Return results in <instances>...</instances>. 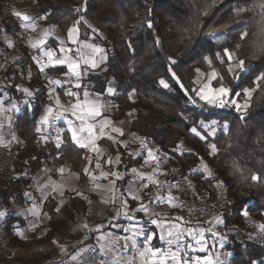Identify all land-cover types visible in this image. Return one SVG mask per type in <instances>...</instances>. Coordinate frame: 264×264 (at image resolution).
<instances>
[{
  "label": "trees",
  "instance_id": "trees-1",
  "mask_svg": "<svg viewBox=\"0 0 264 264\" xmlns=\"http://www.w3.org/2000/svg\"><path fill=\"white\" fill-rule=\"evenodd\" d=\"M12 1L20 0H0V56L5 47L1 35L17 29L5 10ZM261 2L29 0L25 8V14L34 18L46 16L42 19L46 25L57 26L63 31L77 28L80 37L93 31L104 33L102 45L107 60L99 68L87 72L80 90L86 88L91 93L105 95L108 87L114 89V94L107 98L111 105L106 107L105 115L118 120L123 113H130V132L142 136L147 144H154L157 150L168 155L165 156L167 181L190 180L192 197L217 209L222 220L219 229L226 237L224 248L231 254L230 264H252L253 261L260 264L264 257V246L246 234L257 228L264 233L260 227L264 225V80L257 82L255 79L264 73V55L257 52V46L264 43L261 31L264 9L256 7ZM240 7L248 11L236 15L234 10ZM241 31L247 32L243 39L239 35ZM218 39L222 43L217 44ZM17 46L23 56L18 67L9 62L0 69V93L21 102L20 111L14 116L19 142L14 145L13 164L22 172L0 183V207L16 201L28 202L27 191L35 196L30 186L32 175L48 159L69 166L78 173L80 180L88 162L85 151L73 144L66 131L59 148L52 140H43L35 131L41 111L50 102L46 77L62 69L38 70L25 46L20 43ZM224 48L252 65V71L233 79L227 71V57H223L224 64L216 57L218 52L223 56ZM169 57L175 60L174 64H170ZM205 57L211 60V65ZM169 67L179 83L172 77ZM197 69L205 75L217 71L225 86L233 90V96L241 93L237 101L247 103L248 107L237 112L234 106L223 109L204 106L193 91L199 90L194 81ZM161 78L168 88L159 83ZM219 83L212 81L214 87ZM25 88L33 93L31 97L24 93ZM245 88L251 90L250 96H244L242 90ZM129 93H132L131 98ZM190 98L197 102L191 103ZM201 120L218 122L215 135H207L208 131L199 124ZM225 123L227 129L223 127ZM193 127L199 136L191 131ZM210 144L216 145L215 154H210ZM178 145L180 148L176 150ZM108 151L113 152L109 145ZM119 152V161L127 162L126 167L141 162V155L134 156L122 149ZM202 164L208 166L212 176L192 171ZM253 174L259 177L257 181L251 179ZM219 184L224 189V197L220 200ZM55 203L52 198L44 202L48 214L47 235L54 227L73 219L76 212L86 211L85 200L79 196H72L60 207ZM220 204L223 208H219ZM182 207L181 201L180 209L184 212ZM245 211L247 216L243 214ZM8 219L14 221L15 218L10 215Z\"/></svg>",
  "mask_w": 264,
  "mask_h": 264
},
{
  "label": "crops",
  "instance_id": "crops-1",
  "mask_svg": "<svg viewBox=\"0 0 264 264\" xmlns=\"http://www.w3.org/2000/svg\"><path fill=\"white\" fill-rule=\"evenodd\" d=\"M25 8H20L18 4H15L14 10L25 13ZM35 23L38 25L37 30L32 31L30 28L27 29L29 32V40L27 44H23L31 61L38 70H40V63L46 65L44 69L48 67L62 69V72L46 77L49 87L48 98L50 99V102L41 111L38 117L39 120L46 107L52 106L54 109L56 108L57 97H59L60 104L66 108L70 107V105L75 102V97H70L64 94L67 90L72 89L77 91L80 94V98H83V92L87 89H74L72 87L76 82L74 79L72 80V83L50 85L49 79H58L61 81L70 79V77L64 75V73L68 71L67 66L48 64L47 57L41 59L40 48H32L30 46V41L34 42L35 40L40 39L42 30L47 29L51 34L44 38V45L42 47L45 50L49 48L53 49L56 57H60L62 55L60 52L61 47H64L65 49L71 48L73 49V53H69V55H74V58H78V56H75V50L79 48L82 43L92 44L104 49L102 45L104 33L93 31L87 36L80 37L77 31L73 33V39L76 41V43H73L68 38V29L73 27H69L66 31H63L57 26L46 25L42 19ZM1 39L5 47L1 51L0 69L9 62L16 64L18 67L19 60L23 56L21 48L13 44L11 41L12 38L9 37V33L1 35ZM8 41L12 42V46H9ZM84 51L87 55L91 50L87 49ZM103 55L107 57L105 49ZM33 57H36L37 59H33ZM38 60H40V63L37 62ZM106 60L107 58L99 65V67L102 66ZM85 69H87V72L92 70L81 64V70L84 71ZM84 76L85 75L81 77V80ZM50 88L54 89L51 94ZM107 89L105 90V95L100 94V100L106 107L111 105L110 100L107 98L112 95L108 94ZM87 91L89 92V90ZM89 93L93 98L96 96V93ZM20 103V101L12 99L6 93H0V122L5 125L3 129H0V134H3L6 140H10L11 135L14 134L19 141L18 135L15 133L14 129V116L19 111L17 112L12 106L15 105L20 109ZM104 111L102 116L98 119L106 118L110 120L112 126L122 129L123 134L113 133L111 132V128H107L106 132L108 135L100 136L96 140V145L100 150L99 154L96 152H90L88 149H83L88 160L84 169L87 167L89 172L99 177L96 182L101 185L108 186L112 181H115V188L118 190L116 193L118 197L117 201L115 203H103L102 201L105 197L102 195V190H91L92 184L89 182L88 175L84 173L83 179L80 180L78 173L71 170L69 166L55 162L54 159H48L46 162H43L41 167L32 175L30 186L32 187V190H35V196H32V193L27 191V193H29L28 202L16 201L9 206L0 207V210H5L7 212L5 218L0 220V264H48V261L57 264H77V262L71 260V256L79 252L80 248H86L90 245L98 248L96 236H98L100 232L95 230L97 225H103L101 228L102 232L111 233L113 237H120L119 245L121 246L124 243L122 238L131 234V232H127L125 229H131L133 225H136L138 228L142 227L146 233L153 236L151 241L153 247H166L165 242L160 239V236L166 233L169 225L165 224L162 230L159 224H151L150 219L164 220L178 226L183 235V241L181 243H183L184 247L181 251L182 253H187L189 259L206 257L213 261V264H216L217 261H223L225 264H230L229 258L231 254L224 248L226 244L225 239L222 240L221 237H225V234L219 229L222 220L218 215L215 216L213 220L206 221L207 223L200 219H195L191 222L186 218L184 212H181L180 202L183 201L181 194L183 188H185L184 182L187 183V181H176L173 183L167 181L166 157H168V155H166L165 152L158 153V171H155L157 169L156 161L140 162L141 164H137L133 167H126L127 162H117V157H119L120 160L121 154L119 151L121 149L130 154L136 153L140 150V140L137 139V137L142 138V136L130 132V113H123L121 119L112 120L108 115H105ZM66 115H68L69 119H75L70 113H66ZM9 117H11L10 127L8 125ZM56 122L57 126H55V129L60 127L64 128L67 132V125L62 120ZM50 129L52 130V127H49L40 133L41 138L46 137V139L52 140ZM97 132H99V129H97ZM68 135L71 138V134L68 133ZM109 136L112 138H109ZM106 141L108 143H106ZM53 143L56 144L55 142ZM15 144H17V142H13L9 148L0 147V183H3L7 178L17 177L22 172L21 168L14 166L13 164ZM108 145L113 149L112 153L108 151ZM153 146L154 144H147L148 149H153ZM89 157L91 159H88ZM109 160L112 162L108 163ZM97 163L100 164V168L96 167ZM61 168L64 169L63 173L59 171ZM132 169H137L138 173H143V179L136 178V174L132 172ZM101 172H117L121 175V178L117 179V177L111 175L101 176ZM149 176L164 182L166 186L158 188L157 185L153 184L148 179ZM130 182H133L139 189V191L135 193V195H138V199H134L133 194H130L127 191ZM173 184H178L179 188L167 187V185ZM55 185H61V190L53 191ZM142 185H147V187H143ZM187 188L189 189V185ZM77 192L81 193V195H78ZM169 192L176 198L175 207L170 206L167 202L160 203L159 201H156L157 195L167 196ZM188 194L191 195L192 192L189 190ZM72 196H79L85 200L86 211L76 212L73 219L67 221L63 225L54 227L53 232L50 235H47L48 214L44 209V202L48 198H52L56 202V207H60ZM125 200L127 201L126 208L122 205V201ZM89 201H91V203H89ZM141 204L149 209V212L152 214L151 217L147 216L142 211H137ZM33 205L36 206L40 213L38 217L33 216L28 211ZM118 210L121 212V215L116 216ZM124 211H127V216L123 215ZM156 213H159V216H156ZM10 215L15 218L14 221L8 219V216ZM113 217L116 218L113 220ZM217 219H219V223L217 222ZM33 224L35 227H32ZM83 224H87L89 228L85 229L81 227ZM89 229L92 231H89ZM17 230L22 232L23 236L18 235ZM201 233L203 245L196 243L198 239H201ZM136 239L142 245L144 237L137 236ZM188 245H191V247H188ZM201 247H203V251H201ZM121 255L124 256V258H127L128 256L134 255V252L129 249L127 253H121ZM92 256L93 253H88L87 255L81 254L79 264H83L85 259H87L88 264H93L91 259ZM260 264H264V257L261 259Z\"/></svg>",
  "mask_w": 264,
  "mask_h": 264
},
{
  "label": "snow or ice",
  "instance_id": "snow-or-ice-1",
  "mask_svg": "<svg viewBox=\"0 0 264 264\" xmlns=\"http://www.w3.org/2000/svg\"><path fill=\"white\" fill-rule=\"evenodd\" d=\"M256 7H259L261 9H264V0L259 5H256ZM82 9H77V11H81ZM235 14L240 15L241 13H244L248 11V9L244 7H240L238 9H235ZM13 15H15L17 18L21 19L22 21L26 23H22V27L24 29H32V31H36L38 28V25L35 23V18L25 14L21 13L19 11H14ZM40 19H46V16H41ZM81 20L83 17L80 18ZM262 19H264V13H262ZM76 23H79L77 21ZM149 27H151V22L149 21L148 24ZM78 29L75 27L68 29V38L73 43H76V41L73 39V33L77 32ZM262 32H264V28L261 29ZM51 33L44 29L42 30L41 37L38 40H35L34 42L30 41V46L32 48H40L41 51V59L43 57H47L48 64L51 65H66L68 71L64 73L65 76L70 77L69 80L61 81L58 79H49L50 85H60L62 83H72V80L74 79L76 82L72 85L74 89H80L82 87L80 80L83 75L87 74V69L84 71L81 70V64L87 66V68H90L92 70H95L99 67L101 63L107 58L105 55H103L104 49L100 48L99 46H95L92 44L82 43L79 48L75 50V56H78V58H74V55H69V53H73V49H65L64 47L60 48V52L62 55L60 57H56L55 51L53 49H47L45 50L42 46L44 45V38L50 35ZM240 37L243 39L246 35V31H241L239 33ZM159 43V41H157ZM217 44L222 43L221 40H216ZM9 46H12V42L8 41ZM240 45H237V48H239ZM90 49V53L87 55L85 54L84 50ZM257 52L261 55H264V43H261L257 46ZM217 59L220 61L221 64H224L225 61L223 57H227L228 62V68L227 71L229 74L233 76V79H239V77L243 74H247L252 71V65L246 64L245 60L243 59H237L235 52H230L228 48H224L223 50V56L221 53L216 54ZM33 59H37L36 57H33ZM170 64H174L175 60L172 57H169ZM206 61H208L209 65H211V60L208 57L204 58ZM40 63V60L37 61ZM46 67L45 64L40 63V70L43 71ZM169 72L171 73L172 77L177 80V83H179L178 78L176 77L175 73L172 72L171 67H169ZM197 72H199V69H197ZM256 81H262L264 80V73H261L259 76H257ZM218 80L219 86L214 87L212 84V81ZM159 83L163 85L165 88H168L169 85L166 83V81L161 78ZM183 88V85H180ZM24 93L31 97L33 93L29 91L28 89H23ZM54 91V89L50 88V94ZM135 90H133L134 92ZM195 91L196 97L199 98L200 101L204 102V106L210 107V108H229V107H235L237 112H243L244 109L248 107L247 103H244L243 105L237 101V97L241 95L240 92H236L233 96L232 89L228 86H225L223 83V77L220 76V74L213 70L210 74H208L206 78V82H203L199 90H193ZM244 96H250L251 90L248 88H245L242 90ZM108 94H114V89L109 87L107 89ZM65 95H68L70 97H75L76 100L74 103L70 105V107H64L60 104L59 97L56 99V108L54 109L52 106H48L44 109L43 115L40 117V119L37 121L35 131L37 133H42L47 128L54 126L56 124V121L62 120L67 125V132L71 134V140L74 145H76L78 148L81 149H88L90 152H96L99 154L100 150L98 146L96 145V140L100 136L108 135L106 132L107 128H111V132L113 133H119L123 134V131L119 127L112 126V122L108 119H98L102 116L103 111L105 110L106 106L101 102L100 100V94H96V96L93 98L91 97L90 93L85 90L83 92V98H80V94L77 91H74L72 89L67 90ZM132 93H129V98H131ZM190 102L195 104L197 101L195 99L190 98ZM27 104L28 101H25ZM30 106V105H29ZM15 108V110L18 112L20 111L19 108H17L15 105L12 106ZM66 113H70L72 117L75 119H69L68 115ZM123 123V122H122ZM217 121L211 120L209 122H205L204 120L199 121V124L204 129H211L207 135L212 136L215 135L217 132ZM8 125L10 127L11 125V117L8 118ZM5 125L0 122V129H3ZM225 129L228 128L227 123L223 125ZM97 129H99V132H97ZM193 133H196L198 136L200 133L197 131L195 127L191 129ZM65 132L64 128L57 127L56 128V146L59 148L63 143V136L62 134ZM43 139H46V137H42ZM109 138H112L109 136ZM140 145L142 148H147V144L144 138H139ZM201 139H205V137L201 136ZM13 142H19L16 138V136L13 134L11 135L10 140H6L5 136L3 134H0V147L9 148L11 147V144ZM180 146H177L176 150H179ZM209 148L211 149L210 154H215L217 152V147L215 144H210ZM148 151V158L150 161H156L157 162V169L155 171L159 170V158L155 155L152 149H147ZM88 159H91L90 157ZM112 161L109 160L108 163H111ZM117 162H119V157H117ZM97 168H100V164L97 163ZM61 173H63L64 169H59ZM194 173H200L203 172L207 176H212V172L209 170L208 166L206 164H202L201 168L193 169ZM236 171H239L237 168ZM132 172L136 174V178L143 179V173H138L137 169H132ZM84 173L88 175L89 182L92 184V191H101L102 195L105 197L103 199V203H115L118 199L116 193L117 189L115 188V181H112L110 185L105 186L97 183L96 181L99 179L95 174L89 172L88 168L85 167ZM115 176L117 179L121 178V175L117 172H111V173H104L101 172V176ZM148 179L155 185H157L158 188L165 187V183L161 182L159 180L154 179L152 176H149ZM251 179L253 181H257L259 177L256 174H253ZM143 187H147V185H142ZM169 188H179L178 184L173 185H167ZM189 187H191V184L189 182ZM62 188L61 185H55L53 187V191H60ZM127 191L130 194H133L134 199H138V195H135L139 191V189L136 187V185L133 182H130L129 188ZM78 195H81V193L77 192ZM29 193H25V196H28ZM86 198V197H85ZM156 201H159L160 203L167 202L170 206L175 207L176 206V198L171 195L169 192L167 196L164 195H157ZM155 202V201H154ZM91 203V201H89ZM122 205L126 208L127 201H122ZM33 216H39L40 213L38 212L35 205L31 209L28 210ZM137 211L144 212L147 216L151 217V213L149 212V209L145 207L143 204L140 205L139 209ZM245 216H247V212L245 211L243 213ZM7 215V212L5 210H0V220H3L5 216ZM121 215V212L118 210L116 213V216ZM123 215L127 216V211L123 212ZM156 216H159V213L155 214ZM116 217H113L114 220ZM217 222L219 223V219H217ZM150 223L153 225L159 224L161 229L163 230L165 224H168V230L164 235L160 236V239L165 242L166 247L164 248H157L153 247L151 245V241L153 239V236L151 234H148L145 232V230L141 227L138 228L136 225H133L131 229H125L127 232H131L130 235L124 236L122 239L124 241L123 245H119L120 237H113L111 233L102 232L101 228L103 225H97L96 231L100 232L98 236H96L97 241V247L94 246H88L86 248H80L79 252H77L75 255L71 256V260L74 262H77L79 264V258L81 257V254L87 255L88 253H93V256L91 259L93 260V264H95V257L96 256H102L103 259L99 260V264H213V261L209 260L208 258H200L195 257L189 259L187 256V253H182L181 249L184 247L183 243V235L181 231L179 230L178 226L175 224H172L168 221L164 220H157V219H150ZM32 227H35L33 224ZM81 227L88 229L89 226L87 224L81 225ZM262 229H264V225L260 226ZM89 231H92L89 229ZM17 234L20 236H23V233L17 230ZM195 235V234H194ZM137 236H143L144 240L142 245L137 241ZM221 239H226V237H221ZM55 243V241H54ZM197 244L203 245V239H202V233H201V239H198L196 241ZM175 246V247H173ZM188 247H191V245H188ZM131 249L134 252V255L128 256L127 258H124V256L121 255V253H127ZM201 251H203V247H201ZM83 264H88L87 259L84 260ZM216 264H225L223 261H217ZM252 264H256V261H253Z\"/></svg>",
  "mask_w": 264,
  "mask_h": 264
},
{
  "label": "built area",
  "instance_id": "built-area-1",
  "mask_svg": "<svg viewBox=\"0 0 264 264\" xmlns=\"http://www.w3.org/2000/svg\"><path fill=\"white\" fill-rule=\"evenodd\" d=\"M14 2H11L9 4H7L5 6V10L9 13L12 21L17 25V29H15L13 31V35L15 37L14 40H16V42L19 44H27L28 40H29V32L27 29H24L21 25L22 23H25L24 21H22L21 19L17 18L15 15H13L14 10ZM40 20V17L35 18V22H38ZM55 126H57V122L54 126L52 127L51 130V135H52V141L56 143L55 137L57 135L56 133V129ZM50 127V128H51ZM218 187L220 188V198H218V200L223 199L224 194H223V186H221L220 184L218 185ZM182 205H183V209H184V214L188 217V219L194 221L195 219H204V220H208L210 219V217L212 216V207L209 205L206 206H199L198 204H195L194 202L191 201H182ZM220 208H223V205L220 204L219 205ZM255 239L256 241H258V243L262 246H264V235L262 233L259 232H255ZM103 259L100 256H96L95 257V264H99V260ZM93 262V260H92ZM48 264H57L55 262L52 261H48ZM63 264H67V263H63Z\"/></svg>",
  "mask_w": 264,
  "mask_h": 264
},
{
  "label": "rangeland",
  "instance_id": "rangeland-1",
  "mask_svg": "<svg viewBox=\"0 0 264 264\" xmlns=\"http://www.w3.org/2000/svg\"><path fill=\"white\" fill-rule=\"evenodd\" d=\"M29 0H20V2L18 1V3L17 2H15V1H12V2H15L16 4H18V6L20 7V8H25L26 6H27V2H28ZM15 3H14V7H15ZM22 9V10H23ZM9 37L10 38H12L11 39V41L13 42V44L14 45H17L18 43L16 42V40H14L15 39V37H14V35H13V32L12 33H9ZM211 72H209L208 74H210ZM208 74H202L200 71L199 72H197L196 71V75H195V77H194V81H195V83L199 86V88L201 87V85H202V83L203 82H206V78H207V76H208ZM242 105L244 104V103H241ZM205 130H207L208 132L211 130V129H205ZM143 138V137H142ZM142 148V147H141ZM140 148V150H138V152H136V153H133L134 154V156H138V155H141V162H149L150 160H149V158H148V151H147V149H148V147L147 148H143V149H141ZM153 152L155 153V155L156 156H158V153L160 152L159 150H157L156 148H155V146H153ZM113 155H116V154H113ZM151 162V161H150ZM139 164H141V163H139ZM184 181H187V180H184ZM189 182H190V180H188L187 181V183H188V185H189ZM188 185H185V189H184V192H182V194H181V196H182V198H183V200H185V201H191V202H194L195 204H198L199 206H206V205H208V203L207 202H204V201H200L199 199H194L193 197H192V195H189L188 194V191H189V189L187 188L188 187ZM189 195V196H188ZM220 208V207H219ZM212 216L210 217V219H214V217H215V215H217L218 213H217V209L216 208H212ZM185 215V214H184ZM186 216V215H185ZM186 218L188 219V217L186 216ZM186 219V220H187ZM189 221H191L192 222V220H190V219H188ZM200 220H202V219H200ZM202 221H206V220H202ZM255 232H259V233H262L263 235H264V233L260 230V229H256L255 230ZM255 232H253V233H246L249 237H251V238H253L254 240H256L255 239ZM258 242V241H257Z\"/></svg>",
  "mask_w": 264,
  "mask_h": 264
}]
</instances>
